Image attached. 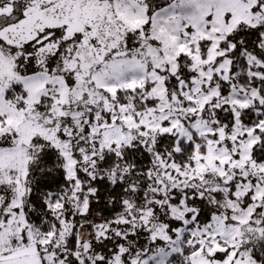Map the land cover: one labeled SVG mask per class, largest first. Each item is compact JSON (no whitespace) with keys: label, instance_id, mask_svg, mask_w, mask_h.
<instances>
[{"label":"snow or ice","instance_id":"1","mask_svg":"<svg viewBox=\"0 0 264 264\" xmlns=\"http://www.w3.org/2000/svg\"><path fill=\"white\" fill-rule=\"evenodd\" d=\"M0 264H264V0H0Z\"/></svg>","mask_w":264,"mask_h":264}]
</instances>
